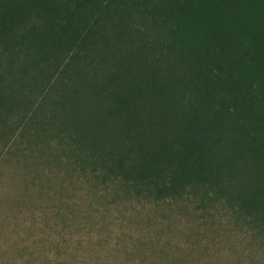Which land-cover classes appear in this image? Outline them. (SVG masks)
Instances as JSON below:
<instances>
[{"label": "trees", "instance_id": "1", "mask_svg": "<svg viewBox=\"0 0 264 264\" xmlns=\"http://www.w3.org/2000/svg\"><path fill=\"white\" fill-rule=\"evenodd\" d=\"M0 111L107 188L221 202L264 240V0H0Z\"/></svg>", "mask_w": 264, "mask_h": 264}, {"label": "rangeland", "instance_id": "2", "mask_svg": "<svg viewBox=\"0 0 264 264\" xmlns=\"http://www.w3.org/2000/svg\"><path fill=\"white\" fill-rule=\"evenodd\" d=\"M0 114V264H264L259 221L200 197L162 203L107 188L51 125L34 136Z\"/></svg>", "mask_w": 264, "mask_h": 264}]
</instances>
